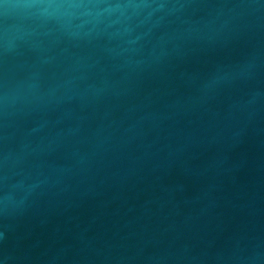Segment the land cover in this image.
Returning a JSON list of instances; mask_svg holds the SVG:
<instances>
[{
  "label": "water",
  "instance_id": "water-1",
  "mask_svg": "<svg viewBox=\"0 0 264 264\" xmlns=\"http://www.w3.org/2000/svg\"><path fill=\"white\" fill-rule=\"evenodd\" d=\"M0 264H264V0H0Z\"/></svg>",
  "mask_w": 264,
  "mask_h": 264
}]
</instances>
